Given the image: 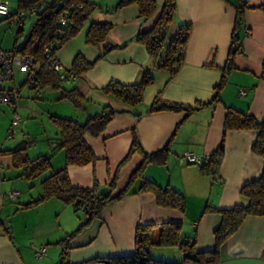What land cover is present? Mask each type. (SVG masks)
Returning <instances> with one entry per match:
<instances>
[{
	"label": "crops",
	"instance_id": "0c3cea01",
	"mask_svg": "<svg viewBox=\"0 0 264 264\" xmlns=\"http://www.w3.org/2000/svg\"><path fill=\"white\" fill-rule=\"evenodd\" d=\"M153 1L157 8L156 12L149 19L142 20L136 6L115 9L119 0H93L96 10L88 23L56 52L60 68L67 70L72 59L78 54L85 61L92 62L102 52V45L90 47L84 44L89 23L111 25L105 38L106 44L123 47L102 56L88 72L66 82L68 86L62 84L65 90L75 89L80 95L82 103L79 108L74 109L69 103L58 100L59 93L47 88L34 96V99L38 100L52 99L53 102H65L67 105H63L66 108L63 109L64 112L43 109L51 113V116L65 115L64 118L80 123L105 107L116 113L99 136L83 137L84 143L94 155L95 162L82 167L68 166L66 173L73 187L82 189L96 187L98 190L109 191L111 196H116L124 190L126 193L124 192L119 200L106 205L96 218L80 229L79 225L85 220L82 211H74L71 206L64 205L54 198L39 203L31 209L40 208L55 215L57 226L61 227L54 230L45 227L39 232V239L28 236L27 242L24 243L19 239L20 231L17 232L15 222L5 224L4 220V222L0 220V264H106L107 259L133 255L134 235L138 225L152 227L149 236L155 237L159 226L169 222L180 224L179 237L194 242L197 252L210 253L215 249L212 232L219 223V217L213 209H229L235 204L246 203V199L239 195V190L244 184L258 178L263 162L259 156L251 152L254 132H224V108H231L258 120L264 118V11L255 9L264 5V0H175V11L169 32L175 33L180 25H188L190 32L185 45L183 63L171 79H168L165 71L154 68V62L148 57L144 47L134 41L138 32H147L151 29L159 15L162 0ZM236 1L245 4L238 30L241 52L234 57L233 69L228 73L226 83L218 92L219 102L211 103L189 115H185L184 112L168 111L148 113L149 105L154 99L183 106L210 101L213 89L220 80L217 68L222 67L226 61L230 35L236 20L234 8ZM14 38L15 35L13 37L9 26L0 24V49L12 50ZM144 72L150 73L153 84L146 89L142 103L133 110L102 96L99 92L109 81L124 85L138 83ZM17 77L18 85H15L13 75L9 86L19 87L20 92L24 77L22 74H18ZM19 106L18 103L17 114L19 112L25 114ZM38 106L29 111L27 119H31L30 116H34L41 108V105ZM131 112L138 114V117ZM10 114L3 106L0 107L2 131L6 130L3 121L9 122ZM22 123L19 130L25 131L27 122ZM43 123L44 128L45 121ZM47 125L50 126L49 123ZM47 133L49 135V132ZM56 133L58 130L54 135ZM47 135L46 143L50 151V143L54 141L51 137L54 136ZM133 137L146 154L165 150L162 164H146L141 175L159 188H170L178 192L184 200L181 214L169 208L158 207L150 193H137V182L128 187L130 175L141 163L140 155L134 153L126 162L120 164L129 150ZM220 146L222 157L216 181L202 175L196 165L182 161L185 154L206 158ZM11 148L6 147L1 151H8ZM5 155L3 157L0 154V163L7 170L10 168L13 170L3 175L0 164L1 212L9 211L11 208V205L5 204V193L13 191L18 193L12 202L26 201L27 197L33 200L31 193L27 192L24 195L21 192L23 188L20 185L23 183H14L15 179L20 178L21 171L13 168L11 156ZM24 156L31 160L46 155L28 157L24 151ZM49 163L50 170L57 171L64 167V157L60 153L52 159L51 155ZM110 182H113L111 188ZM14 207L12 208L17 213L15 216L23 214V209L19 212L18 207ZM74 216L78 224L73 230L72 227L76 225L72 223ZM20 226L21 231L32 230L25 223H21ZM77 229L69 240V248L62 251L56 243ZM30 240L34 243L30 244L32 251L28 248ZM263 246L264 216H248L219 248L214 264H264L260 259ZM35 247H45L40 259L34 255ZM156 249L153 255L148 252L149 257L155 261L165 264H193L184 262L182 254L177 249L160 247Z\"/></svg>",
	"mask_w": 264,
	"mask_h": 264
},
{
	"label": "trees",
	"instance_id": "16d2710c",
	"mask_svg": "<svg viewBox=\"0 0 264 264\" xmlns=\"http://www.w3.org/2000/svg\"><path fill=\"white\" fill-rule=\"evenodd\" d=\"M127 6H136L138 15L142 20L152 17L157 9L153 0H119L115 9ZM30 7L34 8V13L30 14L34 17V21L21 42H18L17 36H22V29L16 26L14 46L10 50L13 55L29 56L33 59L32 74L19 73L24 77L20 87L27 85L34 92V96L44 88L57 91L59 93L58 100L65 101L74 109H77L82 103L80 95L75 89L65 90L62 84L88 72L102 56L112 50L121 49L123 45L112 47L106 44L105 38L111 29V25L107 23H89L84 37V44L90 47L102 45V52L92 62L85 61L78 54L72 59L67 70H61L56 52L66 42L74 38L82 27L88 23L96 10V6L93 0H16L15 13L8 12V14L10 17L15 16L17 13L27 11ZM234 8L236 20L230 35L226 61L222 67L217 68L220 72V80L213 89L210 101L207 103H195L193 106H183L154 99L149 105L148 113L168 111L175 113L184 112L185 115H189L211 103L219 102L218 92L226 83L228 73L233 69L234 57L241 52L238 30L240 29L241 15L245 4L242 1H236ZM255 9L264 11V5ZM174 11L175 0H162L161 10L151 29L147 32H138L134 37V41L144 47L148 57L154 62V68L165 71L168 74V79H171L177 73L183 63L185 45L190 32L188 25H180L173 34L169 32ZM1 18L4 21V18ZM60 18L64 19L63 25L59 23ZM49 44H51V49L46 58L43 55V50ZM51 59L55 60L58 66L55 70L51 65ZM12 77L13 74L7 83H10ZM152 84L153 77L150 73L144 72L138 83L124 85L109 81L99 92L102 96L117 101L133 110L142 103L146 89ZM6 88L14 96V106L12 108L8 106L14 120L15 117H18L16 108L19 87L7 86ZM224 110V132H254L255 138L251 145V152L259 156L263 164L258 178L244 184L239 190V195L246 199L244 205L235 204L233 207L223 210L213 209L219 217V223L212 232L214 251L210 253L197 252L194 242L179 237V223L169 222L161 224L155 237L149 236L152 227L138 225L135 229L133 255L107 259L105 261L106 264H165L149 257L148 247L150 246L176 248L182 254L184 262L214 264L217 261L219 248L236 232L246 217L264 216V118L258 120L228 107H225ZM131 113L138 117V114ZM115 114L109 107H105L99 113L88 116L81 123L73 119L50 116L49 119L56 126L58 133L56 139L52 141L53 145L51 146L50 144V151L46 156H38L31 160L25 158V145L22 142H19L8 151H0V154L7 153L11 156L12 167L21 171L20 178L31 180L41 177L38 196L27 203L21 204L20 207L25 209L34 207L51 198L57 199L64 205L71 206L74 211H82L85 220L79 225L78 229H80L96 218L106 205L119 200L124 192L126 193L125 190L116 196H111L109 191L98 190L96 187L92 189L76 188L71 186L66 173L68 166L82 167L95 162L94 155L84 143L83 137L85 135L92 138L99 136ZM20 122L21 119L19 118L17 125L13 127L10 123V127H12L10 135L19 126ZM58 150L63 152L64 167L57 171H51L50 157ZM134 153L140 155L141 163L130 175L128 187L137 182V193H150L158 207L169 208L181 214L184 209V200L178 192L170 188H159L141 175L142 169L146 164H162L165 150L146 154L139 147L135 137H133L129 150L120 164L126 162ZM221 157L222 147L220 146L210 156L203 158L201 165H196L199 172L204 176L215 179ZM112 185L113 182H110L109 187L111 188ZM78 229L56 243L62 248V251L69 248V240Z\"/></svg>",
	"mask_w": 264,
	"mask_h": 264
},
{
	"label": "rangeland",
	"instance_id": "374dc122",
	"mask_svg": "<svg viewBox=\"0 0 264 264\" xmlns=\"http://www.w3.org/2000/svg\"><path fill=\"white\" fill-rule=\"evenodd\" d=\"M1 4H6L8 12H13L15 13V6H16V0H0ZM25 15V20L23 22V25L21 27L22 29V36H17V40L18 42H21L23 37L26 35L30 25L32 24V22L34 21V17L32 15H30L28 12L24 13ZM0 24H5L7 25L4 21L0 22ZM9 26L11 32L13 33V37L15 35V29H16V25L15 24H10L7 25ZM62 70V69H61ZM12 74L14 75V79H15V85H18V80L19 78L17 77V75L19 74L17 70L13 69ZM68 83L64 82V85H67ZM5 87H9V83H5L4 84ZM68 86V85H67ZM50 90V89H48ZM34 92L32 90H30L29 88H27V85L22 86L20 92H19V96L17 99V104L19 103V109L23 110V112L25 114H21L20 112L17 114V116L21 119V122L19 123V126H21L23 123V121L27 122V128L25 131L19 130V126L16 127L13 132H10V123L13 120V114H10V108L8 107L7 104H0V107L3 106L5 111L9 112V114L11 115V118L9 119L10 121H3L4 124H6L5 127V131H2V124L0 123V151L3 148H11L12 146H15L17 143L22 142L25 145V153L28 155V157H34L38 154H43V155H48L49 153V149L47 148V143H46V137L45 135H47L49 132V135L52 134L54 137L51 138H56V135H54V132H57V129L55 127V125L49 120L51 113H47V110H50V112H52L53 109L58 110L59 112H64L63 109H66L63 105H67L65 102H53L52 99L48 100H38V99H34ZM63 103V104H61ZM41 105V108L36 111V113L33 115H29L31 119H27V114L29 113V111H31L33 109L34 106H38ZM39 107V106H38ZM46 108V109H43ZM57 117H61L64 118L65 115H55ZM45 121V127H42V124H44L43 122ZM49 123L50 126H48L47 124ZM47 125V126H46ZM51 130V132H50ZM47 135V136H49ZM51 146L53 145V143H50ZM61 153L62 157H63V152L59 151V152H55L52 154V159L53 156H55L56 154L59 155ZM5 154L7 153H2V156H6ZM8 159V158H7ZM9 161V159H8ZM1 164V163H0ZM2 165V164H1ZM0 165V166H1ZM1 169H3V175L6 174L7 171H12L11 168L10 169H6V167L4 168L3 165L1 166ZM20 171V170H19ZM10 175H12V173H8ZM15 184H19V183H23L22 186L23 191H21L22 193H31L32 199H35L37 197V195L39 194V177L37 178H33L31 180H26L23 178H17L14 180ZM28 185H32L31 187H28ZM22 190V189H20ZM14 192V191H13ZM8 193H5L4 196H8ZM38 193V194H37ZM4 194V192L2 193ZM4 201L5 204L7 205H11V208L9 211H0L1 213V217L0 220L1 221H5V224L8 222H15L17 225V232L18 230L20 231L19 233V239L24 243L27 242L26 238L29 237H36L39 239L38 234L39 232H41V230H43L45 227H48L50 230H54V229H59L60 226L58 225L57 220L55 219V215H51V213H46L44 210H40V208H33L29 207V208H21L20 205L23 203H26L27 201H29V197H27L26 201H14V202H10L7 201V197H4ZM19 203V204H17ZM17 204V205H16ZM15 206V207H14ZM12 207L16 208L18 207V211L20 212V209H23L24 212L22 215H17L15 216L17 213H15V209H13ZM27 209V210H26ZM17 211V212H18ZM18 212V213H19ZM9 216V217H7ZM21 217V218H19ZM18 219V220H17ZM9 220V221H8ZM3 221V222H4ZM77 218L76 216H74V219L72 221V223H76V225L73 228V230L76 228L77 226ZM21 223H25L28 225V227H30L29 232L27 231H21ZM71 223V224H72ZM14 225V226H16ZM55 226V228H54ZM29 233V234H28ZM62 236V235H61ZM33 243L32 240L28 241V248H30V244ZM34 244V243H33ZM39 246V245H36ZM40 247V246H39ZM39 247H35L34 249V253H37L39 250ZM45 248V247H43ZM169 249V248H166ZM170 249H176V248H171ZM156 247L155 246H150L148 247V252H150V254H154L156 251ZM35 255V254H34Z\"/></svg>",
	"mask_w": 264,
	"mask_h": 264
},
{
	"label": "built area",
	"instance_id": "2783aa9c",
	"mask_svg": "<svg viewBox=\"0 0 264 264\" xmlns=\"http://www.w3.org/2000/svg\"><path fill=\"white\" fill-rule=\"evenodd\" d=\"M28 12L29 14L34 13V8L30 7L27 11L17 13L15 16H9L7 7L4 4L0 3V17L4 18V22L7 25L15 24L17 27H22L23 22L25 20V15L24 13ZM59 23L63 25L64 19L60 18ZM51 49V44L46 46L43 50V55L44 57H48V53ZM51 65L53 69H57V64L56 61L51 59ZM13 69L17 70L18 73H27V74H32V69H33V59L32 57L29 56H17L13 55L11 51H4L0 49V103L1 104H7L9 107L14 106V96L11 93V91H8V89L4 86L5 83L8 82V80L12 76V71ZM19 121L18 117H15L14 120L11 123V126L17 125ZM10 127V131L12 129ZM10 132H8L9 135ZM203 158L194 156L192 154H185L182 157V161L187 163V164H193V165H201ZM216 181V178L213 179ZM18 196L17 192H11L8 194L7 198L10 200L16 199ZM45 249L39 248L38 252L35 253L36 258H39L44 254ZM261 261L264 263V246L261 252L260 256Z\"/></svg>",
	"mask_w": 264,
	"mask_h": 264
}]
</instances>
